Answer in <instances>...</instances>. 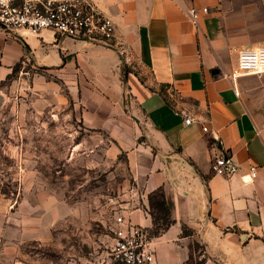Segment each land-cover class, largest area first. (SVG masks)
I'll return each instance as SVG.
<instances>
[{
	"label": "crops",
	"instance_id": "1",
	"mask_svg": "<svg viewBox=\"0 0 264 264\" xmlns=\"http://www.w3.org/2000/svg\"><path fill=\"white\" fill-rule=\"evenodd\" d=\"M92 1L112 43L0 25V83L24 58L61 70L83 125L127 156L135 224L153 227L149 194L164 189L174 222L153 264H184L195 241L204 264H264V73L233 76L238 51L264 44V0ZM192 7L209 9L197 24ZM221 152L238 173L213 171Z\"/></svg>",
	"mask_w": 264,
	"mask_h": 264
},
{
	"label": "rangeland",
	"instance_id": "2",
	"mask_svg": "<svg viewBox=\"0 0 264 264\" xmlns=\"http://www.w3.org/2000/svg\"><path fill=\"white\" fill-rule=\"evenodd\" d=\"M59 71L24 58L0 83V264H115V217L139 204L126 154L83 125Z\"/></svg>",
	"mask_w": 264,
	"mask_h": 264
},
{
	"label": "built area",
	"instance_id": "3",
	"mask_svg": "<svg viewBox=\"0 0 264 264\" xmlns=\"http://www.w3.org/2000/svg\"><path fill=\"white\" fill-rule=\"evenodd\" d=\"M208 11V7H192L191 19L197 24L201 15ZM0 25L10 32L50 30L59 38L92 42L112 43L116 37L115 21L101 12L92 0H0ZM262 73L264 44L240 49L233 76ZM183 114L186 123H190L189 114ZM212 169L216 174L232 176L240 167L231 153L221 152L214 157ZM256 175V171L251 173V177ZM113 231L110 256L115 264H153L156 261L150 229L135 224L127 216L126 209L115 217Z\"/></svg>",
	"mask_w": 264,
	"mask_h": 264
},
{
	"label": "trees",
	"instance_id": "4",
	"mask_svg": "<svg viewBox=\"0 0 264 264\" xmlns=\"http://www.w3.org/2000/svg\"><path fill=\"white\" fill-rule=\"evenodd\" d=\"M19 63H17L13 70L17 68ZM11 74L8 75V77ZM149 204H150V214L153 218V227L150 228V232L153 237L159 236L166 229H168L174 222L171 218L172 204L166 197L165 191L163 188H159L149 194ZM184 234H192V231L184 227ZM199 242L195 241L191 246L190 257L184 264H204L205 257L198 260H195V252L197 248H201ZM203 248V247H202Z\"/></svg>",
	"mask_w": 264,
	"mask_h": 264
}]
</instances>
